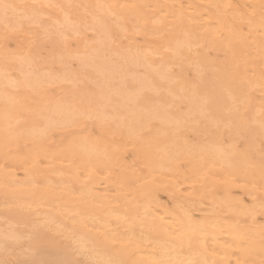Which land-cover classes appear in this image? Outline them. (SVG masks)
<instances>
[{"label": "bare ground", "instance_id": "obj_1", "mask_svg": "<svg viewBox=\"0 0 264 264\" xmlns=\"http://www.w3.org/2000/svg\"><path fill=\"white\" fill-rule=\"evenodd\" d=\"M67 1L62 3L68 5ZM150 1L153 11H145L141 7L113 11L123 19L138 13L143 18H150L151 27L161 25L165 26L164 30L171 27L172 31L180 34L186 28L182 29L184 24L187 27L192 24L193 30L197 29V22H202L200 25L203 26L214 23L216 9H207L211 4L231 3L237 8L230 9V12L239 10L248 14L251 9L245 5L260 3V0H142L146 5ZM45 4L56 5L55 0H44ZM111 4L121 5V1L99 0L97 5ZM37 5L41 6L40 3ZM94 9L96 13L90 23L87 22V29L94 30L96 37L87 41L85 46L77 45L78 53L73 58L66 53L71 60L74 59L75 69H71L67 60H61L67 57L65 53L64 57L57 56V61L50 63L45 60V65L49 62L45 70L37 69V65L34 67V58L29 55H14L8 60L0 57V201H5L0 203V218L6 220L5 224H0V262L13 264L6 256L10 254V246L18 245L26 235L17 230L16 225L25 224L36 230L30 243L35 247L26 253L16 252L29 256L26 264H63L66 260H75L74 249L78 252L76 254L85 255L89 261L116 258L125 264H153L154 261L159 264H203L205 260L209 264H244L245 261L249 264L257 254L262 255L258 239L264 231L257 227L256 216L261 214L264 201V192H259L263 189L259 186H264V175L260 164L254 165L260 156L251 163V154L238 152L234 149L236 146L232 148L221 141L225 132L220 130L222 127L224 130L225 126H231L235 131L242 129L229 115L220 117L205 107V100L209 104L211 100L204 88L194 90L191 87L206 76L202 73L207 72L208 63L203 56L196 58L191 69L194 72L192 78L184 80L188 73L185 66L188 65H180L178 73H172L174 60H181L180 55L164 51L162 45L166 39L155 42L143 32L140 38L145 46L124 54V49L121 52L117 50L116 45L120 41L113 44L104 27L106 10ZM49 10L53 14L57 11ZM65 12L62 19L56 16L57 13L53 15L57 21L54 32L61 34V43L77 36V31L82 34L79 30L83 25L69 29L64 24L65 14L71 19L74 16H70V11L69 14ZM28 15H33L32 10ZM205 15L213 20L206 21ZM75 16L73 21L85 20V16ZM256 19L258 21V13ZM180 38L183 39V35ZM0 39L3 41L5 38ZM128 39L136 40L132 34ZM256 39L258 41L259 37ZM58 47L53 48L56 50ZM170 47L174 49L175 43ZM182 55L188 57L187 49ZM158 56L160 61L154 63V57ZM183 60L185 64L190 63V59ZM78 82L85 87L80 85L83 87L79 88L81 91L73 87L78 92L68 90V97L62 83L74 85ZM22 100L27 105L23 111L19 108ZM224 103L226 108L232 107L226 96ZM261 106H256V109ZM201 119L207 120L201 123ZM58 123L63 126L55 128ZM85 124L89 126L87 129ZM101 125L114 130L115 135L101 136ZM184 130L197 135L209 133L211 140L201 142L198 137L194 143H189L191 140L187 142L182 138ZM145 131L147 133L143 134ZM56 136L59 142L51 148L49 142ZM113 137L132 145L141 174L137 173V167H129L125 163L121 147L119 150L112 142ZM256 137L259 139L258 128ZM249 144L251 146V137ZM14 146L19 147L20 155L9 158L7 150ZM253 147L255 145L251 146V151ZM39 159L43 160L44 167L40 166ZM4 160L9 162L10 169L2 165ZM250 165L252 167H248ZM114 167L119 170L116 178L111 171ZM18 168L23 171L21 179L15 173ZM110 174L111 177L101 181L102 175ZM143 180L147 182L136 189L125 188ZM200 183L203 190L193 192L194 185ZM183 184L190 185L186 190L191 189L190 192L185 193L180 188ZM111 187L115 195L111 194ZM161 189H166L169 197L181 202L206 198L205 189H212L209 199L213 201V210L218 209L219 213L227 216L222 217L217 212L208 219L201 216L202 209H184L179 214L168 212L153 200ZM235 189L247 194L251 207L245 206L244 199L233 197L232 190ZM258 192L262 197L261 203ZM141 201L144 206L140 205ZM151 204H154L153 209ZM157 206L160 212L156 211ZM193 211L199 216L192 214ZM27 214L35 220L34 224L29 220L26 224ZM39 228L62 233L70 246L60 247L50 240L48 247L38 249V244L44 242ZM229 233H243L248 237L243 248L223 243L231 241ZM22 247L20 245L16 250L21 251ZM236 253L238 258H235Z\"/></svg>", "mask_w": 264, "mask_h": 264}, {"label": "snow or ice", "instance_id": "obj_2", "mask_svg": "<svg viewBox=\"0 0 264 264\" xmlns=\"http://www.w3.org/2000/svg\"><path fill=\"white\" fill-rule=\"evenodd\" d=\"M38 7L49 9L63 10L62 5L45 4L43 6L34 3H8L5 0H0V23H3L6 33H20L23 32V25L21 20L29 22V28H44L47 27L44 21L51 20L53 24L57 21L53 18L51 13H37L35 10ZM68 8H80L81 5H67ZM85 8L90 6H83ZM96 8H103L106 10L108 19L103 21L104 27L108 30L110 41L115 44L119 37L112 33L109 24L123 19L113 9L117 8H131L136 9L142 6L138 5H95ZM209 8L216 9V21L212 24L202 26V29L197 32L195 36V44L192 39V32L190 29H185L181 34L169 30L165 36L162 28H154L150 25L152 21L150 18H143L138 13H132L131 16L135 20L131 29L132 34L139 35L144 33L155 39H166L163 46L164 51H173L174 54H179L181 59H188L182 55L183 50L187 49L191 55L193 48L203 49V59L208 63V71L205 77H202L198 83H193L191 87L195 89L204 88L209 96L211 103L205 100V107L218 116L229 115L234 123L243 130L242 143L238 147V151L245 155L251 154V146L256 143L255 132L259 130V152H260V167L261 174L264 175V104L259 109H256L253 114L251 107L252 93L259 89L261 96H264V0H260L259 5H245V8H250L248 14L244 12L229 11L237 8L231 3L211 4ZM223 9V11H221ZM29 10H32L33 15H28ZM258 13V21L256 19ZM189 17V21H191ZM64 24L69 29H77L83 25L87 27V20L73 21L67 14L64 16ZM121 31L127 32L128 29L121 28ZM79 35V32H76ZM25 35L33 36L34 33L27 32ZM93 38L96 32H92ZM259 36L257 41L256 37ZM5 40L8 36L5 35ZM64 39H67L65 36ZM175 43V48L170 45ZM132 42L130 41L129 44ZM123 47V45H118ZM212 51L223 52L224 59L221 60L218 56H211ZM201 55V53H196ZM47 95V92H45ZM225 96L231 102L232 107H225ZM27 99V98H24ZM27 105L22 100L19 108L23 111ZM19 122V119L18 121ZM63 125L56 124L55 128H60ZM75 126V122H73ZM115 135V131L105 129L101 125V136ZM251 137V146L249 144ZM261 214L264 215V202L261 204ZM264 231V225L261 226ZM232 237L231 241H224L227 246H235L243 248L244 242L248 239L243 233H229ZM262 259L260 264H264V239L261 241ZM0 264H7V262H0ZM63 264H82L79 260H66ZM87 264H125V261L116 258H107L102 260H90ZM153 264H159L154 261ZM203 264H209L207 260ZM239 264V262H238ZM244 264H248L247 261Z\"/></svg>", "mask_w": 264, "mask_h": 264}, {"label": "rangeland", "instance_id": "obj_3", "mask_svg": "<svg viewBox=\"0 0 264 264\" xmlns=\"http://www.w3.org/2000/svg\"><path fill=\"white\" fill-rule=\"evenodd\" d=\"M8 3H15V1H16V3H20V2H27V3H34V4H36L37 5V3L39 4H41V6H43V1L44 0H6ZM19 1V2H18ZM121 1V5H131L130 3H135V4H138V6H142L141 8H142V10L144 9L145 11H153L154 9L151 7V5H152V2L150 1L147 5L146 4H143V2H142V0H120ZM63 2V0L61 1V0H55V3H56V5H62V6H64V8H63V10L61 11V10H59V9H56L57 11H56V13H57V15L56 16H59V19L61 18V16H62V14L64 15V11H66L65 13H67L68 12V14H69V11L71 12V14H70V16L71 15H76V14H79V15H82V16H85V20H87V22L88 23H90V21L92 20V17H93V14H95L96 13V10L94 9L95 7V5H97L98 3H99V0H68L67 2V4L68 5H81V7L80 8H75V7H73V8H68L67 7V5H66V1L64 2V3H62ZM65 4V5H64ZM162 5V4H161ZM40 6V5H39ZM83 6H90V7H87V8H85V7H83ZM41 8V9H40ZM207 9H209V7L207 8ZM37 10L39 11H44V12H46V14L47 13H50L51 11L49 10V8H44V7H38L37 8ZM210 11H214V9L213 8H210L209 9ZM209 10H206V12L207 13H209ZM30 11V10H29ZM50 11V12H49ZM205 12V13H206ZM55 13V14H56ZM155 13V12H154ZM153 13V14H154ZM51 14H52V16L53 15H55V14H53V12H51ZM60 14V15H59ZM157 15V14H156ZM55 16V17H56ZM74 16H72V19H74L75 17ZM159 16V15H158ZM63 17V16H62ZM204 18H205V20L206 21H210V20H213L212 19V17L210 16V17H208V15H205L204 16ZM62 19V18H61ZM105 20H106V18H104ZM108 19V18H107ZM76 20V19H75ZM20 23L23 25V29H24V31L23 32H20V33H11V32H8V33H6V31H5V28H4V26L3 25H1L0 24V37H2V38H4L5 37V35H7L8 36V39L7 40H3L2 41V39H0V57H2V58H5V59H11V58H13L12 56H14V55H19L18 57H24V56H26V55H29V56H32V58H34L33 60H34V62H33V64H35V65H33L34 67L36 66V67H38L37 69H39V70H45V69H47V64L49 63H47L46 65H45V63H44V61L45 60H47V61H50V63H51V61L52 62H54V61H57V60H59V59H57L58 57L57 56H62L64 53V55H66L67 56V54H69L70 53V55L72 56V58H73V56H74V54H76V53H78V52H76V47H77V45H80V44H83L84 46L85 45H87V41H90V40H92V39H94L93 38V35H92V32L93 31H89L88 29H87V27H81V30H79V31H82V34L80 33V35H77V36H74V37H70L69 39H68V42L67 43H61V36H59V35H61L60 33H57V32H54L55 31V26H54V24H53V22L51 21V20H49V21H44V24H45V26H46V23H49V26H46L47 27V29L49 30H47V31H45V30H43L44 28H29V22L27 21V20H21L20 21ZM135 23V20L132 18V16L130 15V16H128L126 19H120V20H118V21H116V22H111L110 24H109V28H110V26H111V30H113V33H115L118 37H119V39H118V41L117 42H119L120 41V44L119 43H117V45L116 46H118V44L119 45H126V46H124V47H121V46H118L117 47V50H119L120 52L122 51V49H124L122 52H124V51H126V52H124V54H129V52L131 53V51H133L134 52V50H136L137 49V47L138 46H145V44H144V42L141 40V34L142 33H140L139 35H134V34H132V31H131V29H132V27H133V24ZM198 24L196 25L197 26V29L196 28H194L193 30L191 29V28H193L192 27V24H191V26H189L188 25V27H187V25L186 24H184V25H186V26H184L183 25V30H184V27H186L187 29H190V30H192L193 32H194V35L196 36V33L197 32H199L200 31V29L202 28V24L200 25V23H202V22H197ZM51 24V25H50ZM48 25V24H47ZM52 26V27H51ZM160 26V27H159ZM194 26V25H193ZM1 27H3V29H1ZM163 28V32H164V34H165V36L167 35V33H168V30H171V27H168V28H166L165 30H164V27L163 26H161V25H158V28ZM195 27V26H194ZM198 27H200V28H198ZM113 28V29H112ZM121 28H124V29H128V31H130L131 33H129L128 31L127 32H124V31H121L120 29ZM185 28V29H186ZM182 29L180 30V31H182ZM196 29V30H195ZM179 31V32H180ZM191 31V32H192ZM27 32H32V33H34V35L33 36H28V35H25V33H27ZM46 32V33H45ZM50 32V33H49ZM98 32V31H97ZM196 32V33H195ZM49 33V34H48ZM56 33V34H55ZM181 33H183V31L182 32H180V34ZM130 34H132V35H134L135 36V41H131L132 42V44H129V42H130V40L128 39V36H130ZM58 35V36H57ZM97 35V34H96ZM182 35V34H181ZM49 36V37H48ZM71 36V35H70ZM257 37H259L258 35H257ZM52 38H54V40L52 39ZM57 39V40H56ZM76 39H78V42L76 41ZM80 39V40H79ZM152 39V41H155V42H159V41H162L163 40V38L162 39H155V38H151ZM51 41H53L52 43H51ZM54 41L56 42V44L59 46H57L55 43H54ZM63 42V41H62ZM83 42V43H82ZM55 45H54V44ZM53 44V45H52ZM52 45V46H51ZM53 47H58L56 50H55V48H53ZM135 47V48H134ZM60 48V49H59ZM88 48L90 49V47L88 46ZM87 48V49H88ZM129 48V49H128ZM85 49V48H84ZM84 49L82 50V51H84ZM88 49V50H89ZM126 49H128V51L126 50ZM134 49V50H133ZM194 50H193V53L190 55L189 53H188V51H187V54H189L188 55V59H190V63H187V64H185L186 62H184V60L183 59H181V60H183V61H181V60H178L177 62H176V59L174 60L175 61V65H173L172 67V73L175 75V74H177L178 72L177 71H179L178 69L180 68V65L181 66H184V65H192V66H190V68L188 67V66H185V68H187L188 69V73L187 74H185V76H184V80H189V79H191L192 78V75H193V71L191 70V69H193L194 68V66H195V63H196V61H197V59H198V57L200 58L201 56H203L202 54H203V52H204V50L203 49H197V48H193ZM80 50V49H79ZM196 50V51H195ZM85 52H87L86 50H85ZM59 53H61V55L59 54ZM67 53V54H66ZM196 53H201V55H197L196 56ZM219 55V57H220V59L221 60H223L224 59V54H223V52L221 51V52H217V51H212L211 52V56H218ZM69 56V55H68ZM64 57V56H62V57H64V58H62L61 60H67L68 62H70L71 63V66L70 67H72L71 69H75L76 68V66L74 65L75 64V61H74V59L73 60H71L72 58L70 57ZM57 57V58H56ZM158 58H160L159 56L158 57H154V59H155V61H154V63H157V62H159L160 61V59H158ZM197 58V59H196ZM36 61V62H35ZM184 62V63H183ZM191 62H192V64H191ZM179 64V65H178ZM39 65H41V66H39ZM43 66V67H42ZM46 66V67H45ZM74 66V67H73ZM32 68V69H36V68ZM66 67H68L67 65H66ZM193 67V68H192ZM190 69V70H189ZM208 69V68H207ZM177 73H176V72ZM192 71V72H191ZM208 71V70H207ZM202 74H207V72H204V73H202ZM191 75V76H190ZM204 75V76H205ZM187 76V77H186ZM83 82H84V85L86 86V80H84L83 79ZM62 85L63 86H65V88H66V91H67V96H68V92L70 91V90H72V91H74V92H72L71 91V93H76V92H78V91H81L79 88H81L82 86L83 87H85L84 85H83V83L81 82H78V83H76V84H74V85H72L71 83H62ZM68 85H71V86H69L68 87ZM80 85H82V86H80ZM54 87H57V86H54ZM76 88V89H74V88ZM82 87V88H83ZM69 90V91H68ZM62 91V90H61ZM56 92H60V90H57ZM59 94H61V93H59ZM69 95H70V92H69ZM252 103H253V105H252V109H253V111L256 109V106H260V105H262V104H264V96H261V94H260V91H259V89H257L255 92H253L252 94ZM59 96V95H58ZM58 96H57V98H58ZM64 96H62V98H63ZM69 97V96H68ZM254 98L256 99V101H253L254 100ZM258 99V100H257ZM58 100H59V98H58ZM256 102V103H255ZM256 105V106H255ZM253 107H255V109L253 108ZM179 108H182L181 106H179ZM202 120H204V119H201V123H203V122H206V120H204V121H202ZM86 122L85 123H88L87 121L88 120H85ZM209 123V122H208ZM208 123H205L206 125H208ZM194 125V124H193ZM197 125V124H196ZM209 126H210V124H209ZM218 126V125H217ZM219 126L221 127L222 125H220L219 124ZM89 126L88 125H86L85 124V126H84V128H88ZM226 128V130H224L223 128L224 127H222V129H220L221 131H225V132H227L226 134H225V132L223 133V137H222V140L221 141H223L222 143L224 144V145H229V146H232V148H234L235 146V148L234 149H236L237 151H238V147H239V145L242 143V139H241V137H242V134L244 133L243 132V130H236L235 131V129L233 128V127H231V126H225ZM233 129V130H232ZM148 131V130H147ZM147 131H145V132H143V134H145V133H147ZM185 131V132H184ZM183 132V135H182V138L183 139H185L187 142H189L190 140V142L189 143H194V141H196L197 139H199V140H201V142H207L208 140H211L210 139V135H209V133L206 135V134H204L203 135V133H199L198 135L197 134H193L192 132H188V131H186V130H184ZM241 131V132H240ZM232 132V133H231ZM77 133H79V132H77ZM191 133V134H190ZM194 136H193V135ZM225 134V135H224ZM231 134H236L235 135V137H234V135H231ZM245 134V133H244ZM196 135V136H195ZM202 135V136H201ZM229 135V136H228ZM205 136V137H204ZM224 136H227V137H225L224 138ZM195 137V138H194ZM199 137V138H198ZM229 137H233L232 139H229ZM190 138V139H189ZM204 138V139H203ZM236 138V141L234 142V139ZM188 139V140H187ZM228 139V140H227ZM256 139H257V137H256ZM184 140V141H185ZM192 140H193V142H192ZM54 141H56V143L54 142ZM123 140L121 139V138H119V137H113L112 138V142L113 143H115L117 146H118V148H119V150H120V147H121V152H122V155H123V157H124V159H125V163H127V165L130 167V166H134V167H137V173L138 174H141L142 173V170L140 171V168H141V166L140 165H138V161H137V159L135 158V156L133 155V147H132V145H130V143L129 142H126V143H124V142H122ZM228 141H229V143L230 144H228ZM232 141H233V143H232ZM59 142V138H57V136L56 137H54V139L53 140H51L50 142H49V146L52 148V146H55L57 143ZM259 139H257L256 140V143H255V152H254V150H253V148H252V151H251V155L252 156H250L251 157V163H253V161L254 160H257V158L260 156V152H258L259 151V147H257L259 144ZM256 144H258V145H256ZM234 146V147H233ZM257 148V149H256ZM20 151V149H19V147H11V148H9L8 150H7V153L9 154V158H15V157H17V156H19L20 154L18 153ZM239 152V151H238ZM241 152V151H240ZM255 155V156H254ZM260 159H261V157H259V159L256 161V162H258V163H255V161H254V165H256V166H259L258 164H260ZM40 160V166L41 167H44V163H43V160H41V159H39ZM253 160V161H252ZM4 164V166L5 167H7L8 169H10V167H9V162L7 161V160H4L3 162H2V165ZM247 167V166H246ZM248 167H252L251 165L250 166H248ZM249 169V168H248ZM112 172H113V175H115V178H116V175H117V173L119 172V170H118V168H116V167H114L112 170H111ZM127 171V170H126ZM125 171V172H126ZM15 173H16V175L18 176V178L19 179H21L22 177H23V171L20 169V168H18V169H15ZM109 177H111V174L110 175H102L101 176V181H104L105 179H108ZM235 181H238V179L237 178H233ZM145 182H147V180H143V181H141L140 183H138V184H136V185H132L131 183V187L130 186H126L125 188H127L128 190H132V189H136L137 188V186L138 185H141V184H143V183H145ZM258 182V181H257ZM239 184V183H238ZM259 184V183H258ZM255 185V184H254ZM261 185V184H260ZM263 185V184H262ZM262 185L261 186H259L260 187V189L261 188H263L262 190H260L259 192H264V186L262 187ZM195 186V189L193 190V192L194 191H196V192H200V191H202L203 190V188H202V186H201V183L199 184V185H194ZM165 187V186H164ZM189 187H190V185L189 184H183L180 188L181 189H184V191H186V190H188L189 189ZM258 187V188H259ZM166 188V187H165ZM111 189V194L113 195H115L116 193L113 191V188L111 187L110 188ZM162 191H159V192H157L156 193V197L155 198H153V200L158 204V205H160L162 208H164V209H166V211H168V212H172V213H176V214H179L180 213V211H182V210H184V209H202V210H204V211H202V214H201V216L202 217H206V218H208V219H211V218H213L214 216H215V214H217V212L219 211L218 209H215L214 208V210H213V207H212V205H211V203L213 202V201H210L211 199H209V196H210V194L213 192V190L212 189H205V192H204V195H206V198H202L201 200H198V198L196 199V201H184V202H181V201H177V199L176 198H174L173 196L172 197H169L168 195V193H167V191H166V189H165V191H163V189H161ZM191 190V189H190ZM190 190L189 191H186L185 193H188V192H190ZM258 192V196H259V203H261L262 202V197H260L261 196V194ZM218 195H221V193L220 192H218L217 193ZM260 194V195H259ZM232 195H233V197L234 198H242V199H244V201H246V202H244L245 203V206H249V207H251L252 206V204H249V202H248V196H247V194L245 195V193H241L240 192V189H235V190H232ZM214 197V196H213ZM255 198H257V197H254V199ZM261 199V200H260ZM264 202V201H263ZM0 203H5V201H0ZM140 205H143L144 206V202L143 201H141V203H140ZM150 207L153 209V207H154V204H151L150 205ZM156 211H158V212H160V209H159V207L157 206L156 207ZM210 210L211 211H213V212H210ZM24 213H26V212H24ZM219 213V212H218ZM192 214H194L196 217H198L199 216V213L198 212H195V211H193L192 212ZM222 217H226L227 215H226V213H219ZM28 215V214H27ZM29 219H28V218ZM27 217H25V218H27V223L26 224H28V220L29 221H31L32 223H30V224H34L33 222L35 221V220H31V215H28ZM40 217H42V216H40ZM256 223H259V224H256L257 225V227L259 226L260 228H262L261 226H260V224L261 225H264V217H263V215H261L260 213H258L257 214V216H256ZM5 219H1L0 218V224H5ZM263 223V224H262ZM27 226V225H26ZM25 226V224H18V225H16V229L17 230H19L20 232H23V233H26V235H25V237L20 241V243L18 244V245H14V246H10V248H9V252H10V254L9 255H7L6 257L8 258V260H12L11 262L13 263V264H26V263H28L29 262V260H30V258H29V256H25V255H19V254H17L16 252H24V253H26L30 248H32V247H35V246H33L32 244H30L31 243V239H32V236H33V233H36V230L34 229V228H30L29 226L28 227H26ZM255 226V225H254ZM256 227V226H255ZM40 229V233H41V235L43 236V240H44V242H42V243H40V244H38V249L39 248H46V247H48V244H49V241L50 240H54L60 247H69L70 245H69V241H67L66 239H65V237H64V235L62 234V233H54V232H52V231H50L49 229H46V228H39ZM262 239H264V235L261 237V238H259L258 239V241H262ZM20 245H22L23 247H22V250L20 251V250H16V248L18 247V246H20ZM72 253L74 254L73 255V258L75 259V260H79V261H81L82 262V264H87V262L89 261V260H87V258L88 257H86L85 255L83 256L82 254H76V253H78L77 251H75V249L74 250H72ZM260 256H262L261 254H257L255 257H253L252 258V260L250 261V263L249 264H258V263H260V261H261V259H262V257L260 258ZM239 257V255H238V253H236L235 254V258H238ZM254 259H255V262L253 263V261H254ZM256 261H257V263H256ZM252 262V263H251Z\"/></svg>", "mask_w": 264, "mask_h": 264}]
</instances>
